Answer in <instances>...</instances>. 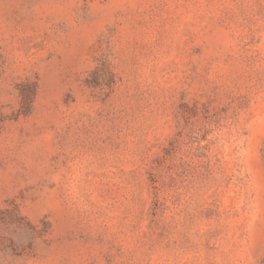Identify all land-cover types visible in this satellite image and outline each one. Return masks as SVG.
I'll return each instance as SVG.
<instances>
[{"label": "rangeland", "instance_id": "1", "mask_svg": "<svg viewBox=\"0 0 264 264\" xmlns=\"http://www.w3.org/2000/svg\"><path fill=\"white\" fill-rule=\"evenodd\" d=\"M0 264H264V0H0Z\"/></svg>", "mask_w": 264, "mask_h": 264}]
</instances>
